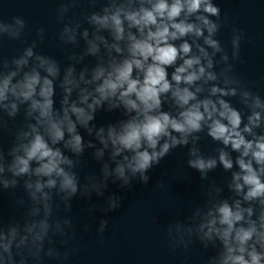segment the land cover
Instances as JSON below:
<instances>
[{"label":"clouds","instance_id":"clouds-1","mask_svg":"<svg viewBox=\"0 0 264 264\" xmlns=\"http://www.w3.org/2000/svg\"><path fill=\"white\" fill-rule=\"evenodd\" d=\"M132 0H129L131 3ZM151 7L142 6L138 10H129L124 6L115 8L110 14L103 16L94 15L92 20L101 28H110L117 41H127V57L121 61L113 59L108 68L99 67L93 74V82L99 81L95 88L94 95L87 89H81V103H87L89 97L92 102L88 103V109L94 110L102 101L115 98L130 113H134L132 118L122 125L117 132L114 128L108 130V140L111 141L115 151L113 155H120L122 152L131 151V159L124 156L127 161L126 167L133 173H141L142 179L146 182L147 176L144 173L152 166L153 162L159 163V160L168 153L171 147L178 143H187V140H177L172 132L180 133L186 137L192 132H198L201 129L202 122L209 127V135L216 140H222L225 145L231 144L234 150H240L243 147V156L251 153L257 164L264 165V137L257 141H246L238 131L241 123L240 115L237 111L229 107L223 100L217 103L210 99L197 100L196 93L189 90V87H181V84L192 85L194 82L206 77L208 80H214L215 76L201 66V57L192 56L183 59V63L177 66L172 73L171 81L168 79V67L176 64L177 59L187 56L191 51L190 45L185 42L177 48L172 41L179 39L189 33L202 35L201 28L193 23L187 22V16L196 13L201 9L205 12L216 15L218 8L214 7L208 0H148ZM108 12V10H105ZM185 13V18L177 21V18ZM198 20L208 28L211 34L215 30V25L210 23L205 17H197ZM127 21L128 27L136 28L138 35L129 31L125 34L124 22ZM205 43L218 48L216 41L206 38ZM117 53L122 49L118 44L111 46ZM93 43L90 51H97ZM201 55L207 57V52L200 49ZM31 56V50L27 53ZM27 60L17 61V66L26 64ZM40 66L45 67L48 76H55L57 68L54 64L40 58ZM211 61H208L207 67L211 68ZM134 71L137 73L133 75ZM16 72L9 73L0 78V101L8 99L9 94L18 100L30 101L31 112H38L37 123L44 126L45 134L49 137L52 144L64 140L65 131L70 134L71 139L67 141L66 146L74 151H81V137L76 134V123L71 119L69 113L76 116L79 123L87 126L93 118L89 111L76 104L68 105L67 96L64 104L67 107L63 110V116L54 115L52 110L53 101V82L48 76L41 77L40 73L33 69L24 74L23 78L13 83V77ZM83 79V76L81 77ZM174 82V83H173ZM65 92L70 94L75 81L71 79V71L64 79ZM201 91L200 88L196 89ZM171 92L175 104L181 109L177 117L161 111V94ZM212 94L220 92L222 95L229 94L223 89L213 87ZM234 94V91L232 92ZM39 97V98H37ZM193 101H195L193 103ZM113 106H116L115 104ZM256 106L259 107V100H256ZM13 111L17 105H11ZM217 116L219 118H217ZM259 113H253L249 117L251 125L258 124ZM210 121V123H209ZM222 121H227L224 123ZM244 131L251 132V128L245 126ZM103 129H101V133ZM33 139L27 145H22L24 155L17 156L10 167L15 175L26 174L30 171V161L38 162L39 166L35 168L37 176L49 177L48 187H54L56 180L53 176L61 177V187L76 191L74 177L66 173L61 164L70 163L59 149L49 147L35 126L32 128ZM167 137L169 142L163 143L159 151L156 148L161 138ZM101 142L107 146V140L101 136ZM151 150V151H149ZM220 162L226 169L232 167V161L227 158V154L221 152ZM237 163L243 170V177L237 175L235 179H243L244 184L236 183V190L239 192L244 185H248V191L244 196L245 200L264 197V183L261 182L256 170L253 169L251 161L245 163L244 159H238ZM215 160L197 159L189 161V165L200 171L213 168ZM0 171L3 168L0 167ZM264 171V169H261ZM118 175L125 179V165L120 164L116 168ZM7 186V182H5ZM31 186V185H30ZM44 187L39 181L35 188L40 191ZM264 203V200H262ZM252 214L251 209H241L239 202L234 211L227 203L216 207L215 212H210V219L201 228L207 227L205 233L209 238L213 233L220 237L226 248V253L222 257V264H264V252H258L255 244L250 248L248 242L256 237V244L264 248V212L260 216L262 230L258 231L255 222H250L247 228L236 227L237 222L244 219L243 212ZM217 224L220 227H217ZM16 232L13 229L10 238L0 244L5 253H9L6 264L10 262V247L15 239ZM39 238V237H37ZM247 256V258H246Z\"/></svg>","mask_w":264,"mask_h":264}]
</instances>
